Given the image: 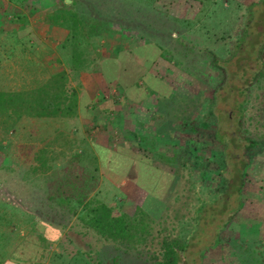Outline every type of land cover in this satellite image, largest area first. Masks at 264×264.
<instances>
[{
    "label": "rangeland",
    "instance_id": "374dc122",
    "mask_svg": "<svg viewBox=\"0 0 264 264\" xmlns=\"http://www.w3.org/2000/svg\"><path fill=\"white\" fill-rule=\"evenodd\" d=\"M87 1L119 19L113 30L102 35L88 28L83 31L91 34L95 61L124 54L121 61L126 72L132 70L131 78L144 85L158 83L146 73L155 67L176 96L161 118H193L191 123L205 119L206 126L198 125L196 133L186 125L173 131V139L161 137L159 147L168 151L167 167L179 177L174 197L160 202L149 196L143 202L137 196L135 203L142 201L156 222L188 244L179 264H264V85L255 82L264 65V0ZM18 2L24 6L20 17L31 21L32 15L35 20L52 15L54 22H50L69 32L72 29L74 15L60 7L62 0ZM59 7L62 11L55 19ZM85 7L84 2L75 6L78 10ZM21 30L26 36L31 34V27ZM69 37L61 44L45 42L46 58L51 57L46 64L42 53L31 55V40L18 45L14 57L0 53V93L31 95L32 89L50 81L54 73L64 71L67 92L61 94L70 99L62 108L69 107L65 111L74 113L69 86L82 74L67 70L72 69ZM109 68L110 74H117L118 67ZM55 91L60 95L59 87ZM161 91L164 96L168 88L163 86ZM2 98L0 107L6 105L8 111H0V264H129L126 258L114 261L115 242L99 239L69 209L49 199L52 180L64 175L69 161L79 154L77 139L58 132L65 127L59 120L44 126L35 121L43 117L28 115L25 106L16 112L10 99ZM161 102V109L167 108L168 97ZM117 110L110 109V116H117ZM46 133L56 135L50 139ZM125 141L115 140L118 146ZM175 146V150L178 146L194 149L192 169L172 163ZM86 149L80 153V167L91 170L89 166H96V161ZM150 175H145L146 181H152ZM104 185L88 196L122 210L119 201L125 195ZM172 185L167 177L157 183L162 194ZM128 252L131 261L138 259L136 250ZM136 264L154 261L144 255Z\"/></svg>",
    "mask_w": 264,
    "mask_h": 264
},
{
    "label": "trees",
    "instance_id": "16d2710c",
    "mask_svg": "<svg viewBox=\"0 0 264 264\" xmlns=\"http://www.w3.org/2000/svg\"><path fill=\"white\" fill-rule=\"evenodd\" d=\"M22 1L25 2V0ZM82 2L86 5L84 10L75 8L78 3L80 4ZM60 7L70 11V13L74 15L72 21L73 25L71 26L72 29L69 34V41L72 43L70 57L72 68L78 71H85L87 69L97 71L101 69L100 63L95 61L92 51L90 50V32L95 35H102L105 32L111 31L113 30V24L119 22V19L117 20V18L113 17L110 13H103L93 2L87 0H73L71 3L62 0ZM60 7L59 10H57L58 14L54 16L55 19H58L56 17H58L59 13L62 11ZM52 17L53 16L50 15L47 19H51V21L54 22ZM252 21L253 19L248 23V28L252 27ZM58 24L62 23L59 21ZM87 28L90 32H83ZM136 54L138 58L137 61L140 63L141 56L139 53ZM110 71L112 70L110 69ZM65 76L66 72L64 71L54 73L50 81L32 89L31 95L28 93L25 97L22 92H15L12 94L2 92L0 93V97H3L1 100L5 99L4 96L8 97L16 112H18V110L23 111V106H25L28 109H26L28 115L31 114V116H68L70 114H68L65 109H69V107L65 108L64 106L62 108V105L70 99L68 95L61 94L62 92H67L64 83ZM253 82L254 81H251L250 83ZM255 82L264 85V65L257 73ZM148 83H150V81H148ZM57 87L61 89L59 92L60 95L55 91ZM72 95L74 96L73 105L76 108L77 93L73 91ZM23 97L25 98V104H23ZM5 106L6 105H3L2 108L1 104L0 111L7 110ZM192 119L193 118H176V121H172L174 130L184 129L186 125H191L190 130L196 133L199 128L198 125L206 126V124H204L205 119L198 120L197 122L193 120L194 122L191 123ZM160 141V138L152 140L139 138L137 139V143L134 144V146L136 145L137 147V149L136 147L133 149L135 151L128 152L125 149H121V151L114 154V161H116L117 165L125 162L128 165L132 164L133 169L130 172L132 177L145 188L149 187L146 186L145 182V175L147 173L151 174L149 177H152V181H156V184L157 179L160 184L162 179L167 177L173 184L170 186L169 190L166 189L167 192L162 194L160 192L161 188L157 185L154 187L150 186L149 189L165 202H168L174 197L177 191L176 187L179 177L171 174L170 170L164 173L149 171L143 161L144 156H149L143 153L145 151L152 153L150 158H159L166 161L168 152L156 151ZM175 149L176 146L173 148V155L170 157L172 163L180 162L183 168H188V170L192 169V166L195 165L191 160L194 149L187 146H178V150ZM200 158L201 161L204 162L203 155L200 156ZM81 161L82 156L80 153L75 154L66 166L64 175L52 180L53 183L51 185H54L53 187L51 186L52 188L50 187L51 192L49 194V199L59 204L61 207L69 209L68 211H71L70 214L80 218L85 227L84 229L93 231L96 235L100 236L99 239L103 238L107 241L115 242L118 245V252L113 255L115 262L123 261L126 258L129 264H136L138 259H141L144 255H148V258L154 261V264H179L184 252L188 248V244H186L180 236L173 234L168 228L156 222L143 207H138L133 215H129L125 211L115 208L113 205L108 204L98 197H89L88 195L94 192L99 186V178H97L99 177V170L93 168L92 165L89 166L91 170L89 168L83 169L80 167ZM166 162H168V160ZM152 173L157 175V177L153 176ZM79 206H82L81 209ZM202 208L203 207H200L198 212L202 210ZM86 233L87 232L82 235ZM129 249L136 250L137 253L136 256H134L138 258L135 260L136 262L127 258L129 256Z\"/></svg>",
    "mask_w": 264,
    "mask_h": 264
},
{
    "label": "crops",
    "instance_id": "0c3cea01",
    "mask_svg": "<svg viewBox=\"0 0 264 264\" xmlns=\"http://www.w3.org/2000/svg\"><path fill=\"white\" fill-rule=\"evenodd\" d=\"M40 1L42 2L43 0ZM33 7L32 5L31 8L35 11L36 8ZM23 9L24 6L19 2L16 3V0H0V53L6 51V53H9L7 57H14L19 52L18 45L20 46L31 40V55L42 53L43 64H46V60L49 62L51 57L48 56L46 58V52H44L43 47L45 42L54 40L56 41L54 43L61 44L67 40L70 32L66 28L52 24L44 14L41 16V20H35V15L31 16V21L24 19L20 17V15L24 16V14L19 13ZM15 14L17 16L14 18ZM26 27H31V34L26 33L27 36L21 33V29ZM4 45H7V50L3 49ZM122 58H126V56L124 54L107 56L99 61L101 69L97 71L91 69L80 71L82 75L78 77V82H71L72 85L69 86L72 91L77 93V105L74 113L59 118L52 116L37 118L35 121L48 126L50 124L53 125L55 120H59L60 124L65 125V127L58 132H64L63 135H71L74 140L77 139V144L80 146L79 153L84 154L82 152H85L84 150L88 149L89 146L88 150L90 151L87 153H91V156H94L96 161V166H93V168L99 170V178L101 175L99 190L100 187L102 189V186H105L106 182L108 187L111 186L117 189L118 192H122L125 195L124 197L121 196L119 201L122 210L129 215H133L138 207L144 206L141 203L142 201L135 203L137 196H140L139 200H143V202L149 196H153L160 202H164V200L149 189L150 186L154 187L157 185L156 181L147 180L146 186L149 187H143L130 173L133 169L132 164L128 165L125 162L117 165L116 161H114V154L121 151V149H125L128 152L135 151L133 150L136 147L134 144L137 143L139 138L148 140L159 138L173 139V122L161 117L172 108L170 107L173 106L171 104L173 102L172 99L176 96L172 85L155 72V67L147 69L146 73L157 80L158 83L151 84L147 82L144 85L140 79H132V70L131 72H126V66L122 65ZM68 64L72 65L71 59ZM102 65L105 66L104 70ZM109 67H118L117 74H110ZM67 70L75 72L73 68H67ZM38 75L40 76L39 73ZM144 76L143 73L142 77L144 78ZM41 77L44 80L45 77ZM125 77L130 78L129 82L124 79ZM163 86L168 88V92L164 96H162L163 92L161 91ZM163 97H168V102L166 104L167 108L161 109V98ZM115 100L118 101L114 104ZM114 107L118 108L115 112L117 116L111 117L110 109ZM169 122L170 125L168 124ZM53 130H57V127ZM56 133H46L45 138L53 139ZM123 138L126 141L118 146L115 140H123ZM159 145L157 152H168L167 150H161ZM143 153L149 155L147 157L144 156L143 159L148 167L147 170L162 173L169 171L168 162L159 158H150L152 153L149 151ZM258 202L263 203L261 201ZM5 264L14 263L7 262Z\"/></svg>",
    "mask_w": 264,
    "mask_h": 264
},
{
    "label": "water",
    "instance_id": "95a60500",
    "mask_svg": "<svg viewBox=\"0 0 264 264\" xmlns=\"http://www.w3.org/2000/svg\"><path fill=\"white\" fill-rule=\"evenodd\" d=\"M70 1V0H69Z\"/></svg>",
    "mask_w": 264,
    "mask_h": 264
}]
</instances>
